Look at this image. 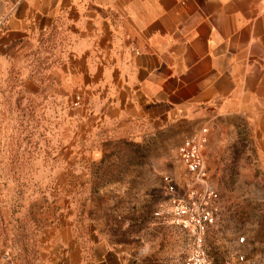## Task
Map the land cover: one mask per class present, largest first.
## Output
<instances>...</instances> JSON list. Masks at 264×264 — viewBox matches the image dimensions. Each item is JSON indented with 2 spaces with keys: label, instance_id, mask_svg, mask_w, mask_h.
<instances>
[{
  "label": "rangeland",
  "instance_id": "374dc122",
  "mask_svg": "<svg viewBox=\"0 0 264 264\" xmlns=\"http://www.w3.org/2000/svg\"><path fill=\"white\" fill-rule=\"evenodd\" d=\"M9 93L1 99L3 264H188L196 252L211 264H264V155L242 120L213 132L204 162L218 211L196 247L171 212L189 183L177 152L184 131L143 138L105 124L79 133L69 108L82 106L80 93L70 102Z\"/></svg>",
  "mask_w": 264,
  "mask_h": 264
},
{
  "label": "crops",
  "instance_id": "0c3cea01",
  "mask_svg": "<svg viewBox=\"0 0 264 264\" xmlns=\"http://www.w3.org/2000/svg\"><path fill=\"white\" fill-rule=\"evenodd\" d=\"M11 90L80 93L69 108L79 133L206 128L204 159L222 121L238 118L261 160L264 0H0V144Z\"/></svg>",
  "mask_w": 264,
  "mask_h": 264
},
{
  "label": "built area",
  "instance_id": "2783aa9c",
  "mask_svg": "<svg viewBox=\"0 0 264 264\" xmlns=\"http://www.w3.org/2000/svg\"><path fill=\"white\" fill-rule=\"evenodd\" d=\"M79 97L77 96L76 99ZM207 142V129L201 128L185 137L178 146L179 158L188 175V188L183 197L171 199L173 221L190 230L192 244L199 247L209 226L214 224L218 211L219 193L207 172L204 162V149ZM169 192L175 191V184L168 176L163 178ZM243 241L242 238L239 239ZM188 264H211L201 252H196Z\"/></svg>",
  "mask_w": 264,
  "mask_h": 264
}]
</instances>
